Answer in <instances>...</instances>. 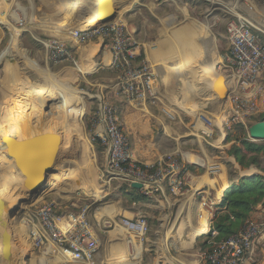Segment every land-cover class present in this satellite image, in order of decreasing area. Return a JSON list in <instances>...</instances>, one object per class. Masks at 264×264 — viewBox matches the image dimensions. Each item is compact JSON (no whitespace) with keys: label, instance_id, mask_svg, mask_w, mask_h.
Here are the masks:
<instances>
[{"label":"crops","instance_id":"obj_1","mask_svg":"<svg viewBox=\"0 0 264 264\" xmlns=\"http://www.w3.org/2000/svg\"><path fill=\"white\" fill-rule=\"evenodd\" d=\"M37 2L41 9L38 17L41 30L49 38L65 42L74 58L73 63H65L59 67L55 76L68 86L84 85L87 93L83 104L68 103V101L63 103L60 99L59 102L67 112L58 121L55 120L54 112L51 117L42 118L46 122L50 121L47 128L40 129L34 122L37 127L29 128L30 130L27 128L26 138L21 139L19 137L22 135L17 137L13 134H6V137L13 138L12 142L16 144L28 141H32L33 144L36 140H42L43 148H51V154L54 153L51 173H48L51 174V179L47 180L49 189L46 188V191L38 194L36 198L42 200L51 193V201L57 202L55 204L59 211L74 210L71 203L76 205L87 203L91 211H94L92 215L97 224L101 223L106 227V224H110L118 216L120 217L118 226L126 229L120 222L122 218H134L138 215L143 202L158 197H164L167 200L172 193L165 187L161 193L146 195L144 199L131 198V194L143 193L109 171L106 151L100 141L93 137L89 122L90 114L97 108L101 99L109 100L115 106L129 139L133 137L130 142L136 157L141 162L150 164L162 156L159 148L146 139L143 143H138L135 138H147L153 133L165 137L193 136L188 126H186L187 132L183 131V134L182 131L175 129L171 121L178 119V116L167 113L165 108L167 104L174 103L175 100L174 104L178 107V112L190 109L187 106V100H184V88L190 86V82H195L193 78L195 74H198L197 72H200L198 63L203 62L204 71H201L208 82L210 81L204 88L212 100L199 99L193 111V118L198 113H204L214 124V134L221 139L225 137L226 133L222 132L217 124L216 111H221L218 105L221 103L226 105L227 102L210 95L212 88H216V85L220 87L227 84V82L225 84V76L215 68V64H224V62L214 50L216 21L208 18L214 11L213 6L203 0H38ZM203 3L211 6V9L199 8L194 15L195 5ZM111 10L116 12L114 21H120L129 26L128 30L136 43V61L147 62L157 75L156 98L148 101L143 107L130 105L118 89L116 85L118 73L109 67L111 51L106 39L99 38L83 44L70 35L71 30H81L97 24L98 16L106 17L110 15ZM20 24H22L21 21L18 22V25ZM225 38L227 39L226 35ZM210 39L212 47L202 45L205 40ZM199 56H202V59L195 63V59ZM261 80L264 82V72ZM195 88L197 89V86ZM53 93L51 91V94ZM28 115L31 122L41 120L40 117L38 118L39 114ZM22 118L24 115L18 114L14 119L18 122ZM225 146L227 147L228 143ZM61 153L63 155L59 157ZM180 159L202 167L196 161L191 162L187 156H182ZM205 174L196 175L192 170L188 171L186 190L192 191L188 195L191 197L194 192L202 189V197L214 205L216 213L220 209L219 204L226 190L238 184L241 178L254 175L240 173L236 179L225 176L222 179L221 171L219 177L217 176L218 179L211 178L210 182L217 184L214 185L201 180ZM50 188L51 192L48 191ZM263 200L252 214L264 216ZM199 218L200 226L197 227V231L205 224V217L199 215ZM111 238L117 242V246H113L118 249L117 253L135 252L136 241L122 236L116 237L114 230L111 231ZM165 247H167L166 250L162 245L148 254V257L154 261L153 264H201L204 261L203 253L199 251L185 253L178 242ZM258 262L264 264V243L255 245L244 264H258Z\"/></svg>","mask_w":264,"mask_h":264},{"label":"rangeland","instance_id":"obj_2","mask_svg":"<svg viewBox=\"0 0 264 264\" xmlns=\"http://www.w3.org/2000/svg\"><path fill=\"white\" fill-rule=\"evenodd\" d=\"M37 1L0 0V25L3 26L4 32L0 45V196L4 200L6 208V210H3V217L7 221L5 229L10 234L9 248L6 251H2L1 233L4 228L0 224V264H76L52 248L51 252L33 251L30 244L29 231L32 229V224L36 223L34 217L35 211L42 201L51 202V193L42 200L34 198L29 203L25 202L27 188L22 185L23 179L17 171L13 160L8 156L9 145L12 143L13 138L6 137V134H13L17 137L22 135L19 137L22 139L26 138L25 133L29 128L36 129L37 126L35 124L39 125L38 127L40 129L47 128L50 121L47 120L46 122L42 118H46L47 116L51 117L52 112H54L56 116L55 120L58 121L67 112L62 107V103L59 102L60 99L63 103L67 101L71 103V96L78 95L83 100L87 93L84 85L79 84L78 87H75V85L68 86L67 83L55 76L57 75L56 72L59 67L65 65V63H73L74 58L72 52L66 59L56 61L51 58L49 52L50 45L60 44L63 41L56 38H49L41 30L38 24L39 10L41 9ZM229 1L226 3V6L221 4L218 7H212L214 11L208 17L216 21V36L213 42L215 45L214 50L219 58H221L222 54L228 53L230 50V44L225 38L226 23L239 17L246 19L249 22V28L264 42V0H257L252 9L246 8L240 0ZM210 7L205 3L196 4L194 7V15L197 14L199 8L209 10L211 9ZM19 21L22 24L18 25ZM5 23L12 25L16 28V31L12 32ZM123 27L129 32V26L126 23H123ZM211 44L212 41L210 39L205 40L202 45L212 47ZM201 57L196 58L195 63L200 61L202 59ZM198 64L200 72H197V75L195 74L193 78L195 82H190V86L188 85L184 88V100H187V106L190 109L181 113L178 112V107L174 104V99V103L167 104L165 108L167 113L178 116V119L170 121L173 123L175 129L182 131V134L183 131L187 132L186 126L193 119L196 102L199 99L212 100V97L207 95L206 90L200 87L202 86L200 84L204 83L203 79L206 76L204 77L201 71L203 70L202 66L204 63L199 62ZM215 68L217 71L223 72L221 69L222 63L215 64ZM43 74H49L51 77L62 81L64 87L65 85L66 87L46 88L47 86H43L42 88V84H33L29 81L23 82L20 80L21 77L27 75L29 79L35 81L39 75ZM180 75L183 76L184 74ZM195 86H197V89ZM56 89H58V92H56ZM51 91L54 93L51 94ZM218 106L221 111H216V115H218L216 119H219L217 124H219V121V127L223 124V129L227 136L222 139L217 134H214L210 138H196L191 135L165 137L156 135V133L150 134L147 138L136 137L135 139L138 143H143L146 140L153 142V145L159 148L160 155L162 156L173 154L179 159L182 156H187L191 162L196 161L197 164L202 166L198 167L195 165V168L192 169L196 175L205 174L207 166L216 164L222 168V179L225 177L236 179L240 173L259 174L264 177V151L246 153L248 156L256 155L258 160L257 164H249L246 166H241L229 152L231 142L236 141V138H244V136L248 139V135L242 126L231 119L228 106L222 103ZM18 114H23L24 118L17 122L14 118ZM28 114H39L38 118L40 117L41 120L31 122ZM257 119L258 117L253 118V120ZM130 139H133V137H130ZM227 143L228 146L226 147L225 144ZM62 155L63 153L59 154V157ZM53 157L54 155L52 154ZM53 162L54 159H52L51 163ZM218 175L212 176L206 173L201 177V180L206 181L207 184H214L210 180L211 178L214 180V177L218 179ZM49 179H51V174ZM48 191L51 192V188ZM190 193L192 191H187L184 185L179 194H172L167 200L164 197H158L148 202H143L144 204L139 208L138 215H143L148 218V228L144 237L140 239L136 237L137 235L134 232L118 226V219L120 217L117 216L113 222L111 221L110 224H106V227H104L101 223H96L92 215L94 211H91L90 205L87 203L77 205V208H74L75 212L80 211L82 207L88 205L86 216L94 226V235L98 242L97 254L95 253L90 264H153L154 261L148 257V254L154 252L158 247H162V245L166 250L167 247L165 246L173 244L171 243L172 238H170L168 233L172 235L180 230L185 231L191 227H198L199 215L202 216V214H205L208 218L207 212L209 210L202 204V193L196 191L189 197L188 195ZM211 206L212 213H215L214 205L211 204ZM10 212H13V214L10 215ZM249 219L261 221V219H264V216H258L253 213L247 220ZM210 221V219H207L206 224L201 226L206 228L204 232H200L197 236L183 238L178 241V244L183 247L185 253L199 251V253H203L202 257L204 258L206 253L213 250L212 243L216 242L214 241L216 235H211L210 237L206 235L209 232V226L212 224ZM243 223L237 224V230L243 226ZM113 230L115 231L116 237L122 236L123 238H130L136 241L135 252L129 254L125 252L121 254L117 253L118 249L113 247L117 246V242L111 238V231ZM165 235L166 238L169 237L168 243ZM204 243L208 245L204 246Z\"/></svg>","mask_w":264,"mask_h":264},{"label":"built area","instance_id":"obj_3","mask_svg":"<svg viewBox=\"0 0 264 264\" xmlns=\"http://www.w3.org/2000/svg\"><path fill=\"white\" fill-rule=\"evenodd\" d=\"M203 1L218 7L221 4L226 6L229 0ZM240 1L246 8L252 9L257 0ZM248 24L241 17L226 23L225 32L230 50L221 56L224 62L221 73L231 86L225 97L219 99L226 100L231 119L242 126L247 135L248 127L259 121L253 118L264 114V82L261 80L264 72V42ZM70 35L83 44L99 38L107 40L111 51L109 67L118 73L116 85L130 105L143 107L156 98L157 75L147 62L136 61L135 40L120 21L112 20L95 29H75ZM3 36V26L0 25V45ZM49 52L56 61L70 56V51L63 42L50 45ZM89 122L93 137L100 141L106 151L107 167L111 173L129 183H141L140 191L145 195L161 193L165 187L174 195L181 192L188 173L185 162L173 154L160 156L150 164L141 162L131 147L115 106L109 100L99 101L97 108L90 114ZM221 127L222 132H225L223 124ZM188 129L193 136L210 138L215 133L212 120L204 113H198L191 119ZM248 139L264 142L253 140L249 135ZM212 166L217 165L207 166L205 173L213 174L215 168ZM198 192L202 193L203 190ZM71 204L77 208L75 203ZM202 204L210 211L207 212V219L212 223L216 214L212 213V203L202 197ZM87 206L77 212L71 209L59 211L53 201H42L35 211L36 223L32 224L29 231L33 251L51 252L52 248L76 264H90L98 249V242L94 235V226L86 216ZM120 222L141 238L148 228L147 217L143 215L122 218ZM210 227L208 231L213 236L217 235L216 230ZM263 243L264 220H246L236 233L215 243L213 250L204 255L201 264H244L255 245Z\"/></svg>","mask_w":264,"mask_h":264},{"label":"trees","instance_id":"obj_4","mask_svg":"<svg viewBox=\"0 0 264 264\" xmlns=\"http://www.w3.org/2000/svg\"><path fill=\"white\" fill-rule=\"evenodd\" d=\"M262 119H264V114H261L257 120ZM236 141L231 143L229 148V152L235 157L236 161L241 166L257 164V156H248L246 153L264 151V143L251 141L245 136L244 138H236ZM184 166L188 171L195 168L194 164L188 162ZM145 196V194L137 193L131 194L130 197L139 200L144 199ZM263 198L264 177L262 175L245 176L241 178L238 184L230 186L222 195L219 204L220 209L212 220L211 229L217 232V235L214 237V241L216 242L212 243V248L215 246V243L236 233L238 231L237 224L245 222ZM202 216L205 217V214H202ZM206 235L210 237L212 234L209 231ZM207 245L205 244L204 246Z\"/></svg>","mask_w":264,"mask_h":264},{"label":"water","instance_id":"obj_5","mask_svg":"<svg viewBox=\"0 0 264 264\" xmlns=\"http://www.w3.org/2000/svg\"><path fill=\"white\" fill-rule=\"evenodd\" d=\"M115 13L116 12L114 10H111L110 15L106 17L98 16L99 22L93 26H90L89 28L95 29L101 24L112 21L115 17ZM226 82L227 80L225 79V83ZM219 90V85H216V90L213 87L210 94H212L213 97H216L219 93ZM248 135L253 140L264 141V120H259L252 123L248 127ZM41 141L42 140H36L33 144L32 141L25 143L20 142L19 144L12 142L10 143L8 149V156L13 160L17 171L20 173L23 179L22 185L27 188L26 198L24 199V201L27 203H29L30 200L36 198L38 194L48 188L47 180L50 176L48 173L51 172L50 163L53 158L51 154V148H43ZM129 184L132 188H141V183L130 182ZM262 203L264 204V200ZM3 210H6L5 203L0 196V224L4 228L1 233V244L2 251H6L10 245V234L5 229L7 221L5 217H3ZM12 214L13 212H10V215Z\"/></svg>","mask_w":264,"mask_h":264},{"label":"bare ground","instance_id":"obj_6","mask_svg":"<svg viewBox=\"0 0 264 264\" xmlns=\"http://www.w3.org/2000/svg\"><path fill=\"white\" fill-rule=\"evenodd\" d=\"M230 2V1H229ZM3 21V20H2ZM5 25H7V27L9 28V29H11V31L12 32H14V31H16V28H14L12 25H10V24H8V23H5ZM4 25V26H5ZM6 27V26H5ZM205 69V68H204ZM204 71V70H203ZM214 76V75H213ZM208 78V77H207ZM20 80L21 81H23V82H32L33 84H42V88H43V86H47L46 88H51V87H54V88H57V87H61V88H63L64 87V83L62 82V81H60V80H57V79H55V78H53V77H51L49 74L47 75V74H43V75H39L38 76V79L37 80H35V81H32L31 79H29L28 78V76L27 75H24L23 77H21L20 78ZM203 81H204V83L203 84H200V85H202V86H200V87H202V88H204L205 86H208V84H209V82H208V80L206 79V78H204L203 79ZM226 84V83H225ZM210 86V85H209ZM227 86V87H226ZM226 86H224V85H220V87H219V93L217 94V96L216 97H218L219 99H221V98H224L225 97V95H226V93H227V91H228V89H230V82L229 81H227V84H226ZM65 87H66V85H65ZM64 87V88H65ZM200 87H198V88H200ZM205 89V88H204ZM215 90H216V88H214ZM55 90V89H54ZM45 91H47L46 89H45ZM44 91V92H45ZM56 92H58V89H56ZM51 99V98H50ZM70 102L71 103H77V104H83V102H84V100H82V99H80L79 98V96L78 95H75V96H71L70 97ZM217 118V117H216ZM219 119H217V121H218ZM218 125H220V121H219V124ZM190 157V156H189ZM213 165H216V164H213ZM212 168H215V171H214V173L213 174H210V172H207V174H210V175H212V176H215V175H217V174H219L221 171H222V168L220 167V166H212ZM51 173V172H50ZM208 181V180H207ZM189 219V218H188ZM193 220V219H192ZM197 222V221H196ZM206 222H207V216L205 215V224H206ZM198 224H199V226H200V221L198 220ZM204 224V225H205ZM192 225V224H191ZM185 226V225H184ZM198 226V227H199ZM205 229L206 228H202V229H200V230H198V232H197V227H191V228H188L187 230H185V231H183V230H180V231H177V233H174V234H172V235H170L168 232V235L170 236V238H172V242L171 243H174V242H178V241H180V240H182L183 238H190V237H194V236H197L200 232H204L205 231ZM167 235V236H168ZM136 237H138L139 239L141 238V236H139V235H137ZM165 238H166V235H165ZM165 240V239H164ZM166 240H167V243H168V240H169V237L168 238H166ZM187 240V239H186ZM138 244H140L139 242H138ZM132 257H134V256H132ZM17 260V259H16ZM18 261V260H17ZM16 264V263H15Z\"/></svg>","mask_w":264,"mask_h":264}]
</instances>
